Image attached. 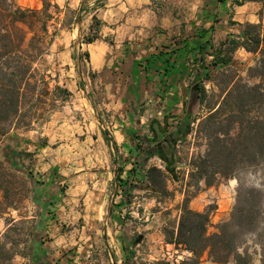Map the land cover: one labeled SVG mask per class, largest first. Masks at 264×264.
Returning a JSON list of instances; mask_svg holds the SVG:
<instances>
[{"label": "rangeland", "instance_id": "rangeland-1", "mask_svg": "<svg viewBox=\"0 0 264 264\" xmlns=\"http://www.w3.org/2000/svg\"><path fill=\"white\" fill-rule=\"evenodd\" d=\"M11 1L22 8H42L40 0ZM233 1L47 0L51 19L46 23L43 54L33 64L47 92L41 97L39 87L22 111H26L24 122L11 124L0 142L9 188L7 207L0 214V264H191L187 261L191 255L168 243L166 236L174 232L184 200L189 209L208 215L211 234L229 221L237 194L250 188L261 193L262 214L255 232L241 234L237 253L246 252L249 264H261L264 153L253 163L239 162L230 176L210 186L189 177L193 160L207 150L203 132L207 121H203L208 114L221 108L219 120L224 125L225 114L238 106L264 120V71L257 69L260 52L236 47L228 53V62L210 66L211 54L237 38L241 30L237 24L260 21L261 2L235 6ZM229 14L237 24L229 25ZM93 15L98 21L92 20ZM96 32L98 39L87 43ZM102 42L108 51L101 69L99 57L82 54L90 55L92 46ZM72 55L82 56L78 74ZM203 67L209 72L207 79H200L204 88L200 103L193 74L195 69L203 72ZM56 85L73 93L65 97L54 89ZM106 85L127 87L126 112L120 119L132 129L125 142L116 145L117 151H110L111 167L104 171L95 166L92 138L99 129L112 140L109 132L115 134L110 123L116 114L101 104L100 89ZM73 86L84 91V97ZM246 87L252 90L245 103L239 94ZM39 95L40 103L35 100ZM183 102L194 121L189 120L191 131L185 140L176 143L174 174L167 173L155 156L141 166L134 164H139L140 156L130 150L149 134V122L169 116L171 129L182 117L178 114ZM32 132L38 141H48L39 171L33 153L25 151L24 136ZM117 158L120 179L127 183L114 179ZM152 166L163 171V183L147 180ZM131 184L137 187L125 195L122 186ZM39 215L41 225L35 232ZM197 264L216 263L203 253Z\"/></svg>", "mask_w": 264, "mask_h": 264}, {"label": "trees", "instance_id": "trees-1", "mask_svg": "<svg viewBox=\"0 0 264 264\" xmlns=\"http://www.w3.org/2000/svg\"><path fill=\"white\" fill-rule=\"evenodd\" d=\"M40 1L42 8L36 10L19 7L11 0H0V142L9 132L11 124L18 120L21 123L24 122L23 117L26 111L23 113L22 111L28 107L27 102L33 98L39 87H42L41 92H44L40 93L41 97L47 92L46 83L36 77V70L33 67L35 60L43 54V37L47 32L46 23L51 19L48 13L49 3L47 0ZM247 1L262 3L263 9L259 23L237 24L231 20V14H229V25L237 24L241 30L237 38L230 39L226 46L221 44V47L211 54L213 58L210 62L211 67L228 62L231 59L227 56L228 53L236 47H241L247 52H260L257 69L264 71V0H234L232 4L241 6ZM54 8L57 9L56 6ZM92 20L98 21L94 15ZM97 32L87 38V43L98 39ZM51 41L52 38L47 44ZM82 55L88 57V53ZM71 58L78 74L82 56L72 55ZM202 60L201 58L200 64ZM203 70L201 72L195 69L193 74L195 91L200 103L204 98V88L200 79L208 78L209 68L203 67ZM54 89L61 91L65 97L71 95L66 88L56 85ZM251 90L252 88L246 87L244 93L239 94L245 103L247 102L246 95L250 94ZM40 95L35 99L38 103H40ZM185 97L186 91H184ZM234 107L225 114L227 117L224 125L219 120L221 108L208 114L203 121H207L203 127L205 137L208 139L207 150L203 156H198L191 164L193 169L189 177L192 181H202L205 186H210L218 178L230 176L239 162L253 163L264 153V120L249 116L250 110L244 111L238 109V106ZM181 114L182 117L171 129L168 126L169 116L163 117L161 122L158 120L149 122V134L143 136L140 146H136L137 149L130 150L131 153H137V156H140L139 164L138 162L134 164L141 166L149 158L155 156L162 161L167 173L174 174L176 143L185 140L186 135L191 131L189 120L194 121L184 102L178 117ZM101 133L104 140L116 152L115 142L106 131L103 130ZM117 159L118 166L115 169L114 179L123 184L127 183L128 180L120 179V158ZM130 170L134 171V166ZM7 176V168L0 161V214L7 207L6 199L9 189ZM146 177L151 184L155 185L163 183L165 179L163 171L153 166L147 170ZM134 185L122 186V192L126 195L133 187H137ZM260 195L261 193L254 188L237 194L229 221L222 223L217 227L216 232L211 234L207 233L208 215L189 209L185 199L174 232L166 234L168 243L189 253L191 256L187 261L191 264H197L203 253H206L209 261L216 264H226L230 259L233 264H249L250 256L246 252L237 253V248L241 234L253 233L258 228L262 214ZM123 249L127 255L132 254L127 246L123 245ZM260 255V262L264 264L263 248H261Z\"/></svg>", "mask_w": 264, "mask_h": 264}, {"label": "crops", "instance_id": "crops-1", "mask_svg": "<svg viewBox=\"0 0 264 264\" xmlns=\"http://www.w3.org/2000/svg\"><path fill=\"white\" fill-rule=\"evenodd\" d=\"M122 3V2H121ZM126 3V2H125ZM125 3H122L125 6ZM90 55L88 54V56H92L93 58L97 59L99 57V62L97 63V65L100 63V68L102 69V67L105 65V57L107 56V51H108V47L105 43H98V44H94L91 48V50H89ZM99 66V65H98ZM74 87V91L76 92H80L81 95H83L84 97V91L79 90L76 88V86ZM126 88H123L120 85H116V86H102L100 89V94H101V100H102V105L105 109L108 110H114L115 115V121L111 122V126L114 127V131L115 134H113L112 132H109L111 137L113 138V141L115 142V144L117 146H120L121 143H124L125 140L127 139V135L126 133L128 132L130 134L131 131V127H127V125L125 124V121L123 119H120L121 117V112L125 113V106H124V101L126 99ZM68 91L70 93H73L72 90ZM127 100V99H126ZM136 108V104H134L133 107H131V110L134 111ZM133 112H131L132 114ZM159 121V120H158ZM95 122L98 124V121L95 120ZM142 122V121H141ZM123 128H126L127 130H124ZM103 130H97V132L94 133V138L93 141L95 142V156H96V162H95V166L97 168H102L104 169V171L110 170L111 167V160H110V151L113 150L111 145H109L105 140L104 137L102 135ZM28 139V145H26L27 149L25 151L27 152H31L32 157L35 159V169L39 171V169L41 168V166L43 167V162L40 161L42 159V154L44 153V148L47 146L48 141L44 140L43 143L38 141V134L36 132H32V133H27L25 134V136ZM131 149V147L129 148ZM160 168H162V166H158ZM112 173L114 174L115 177V171ZM40 221H41V215L38 216V224H37V229L35 232H38L40 226ZM42 228V226H41Z\"/></svg>", "mask_w": 264, "mask_h": 264}]
</instances>
